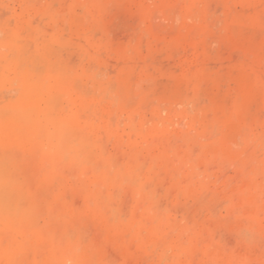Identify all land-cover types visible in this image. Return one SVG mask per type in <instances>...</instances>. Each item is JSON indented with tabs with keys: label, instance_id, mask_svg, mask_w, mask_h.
Returning a JSON list of instances; mask_svg holds the SVG:
<instances>
[{
	"label": "clouds",
	"instance_id": "obj_1",
	"mask_svg": "<svg viewBox=\"0 0 264 264\" xmlns=\"http://www.w3.org/2000/svg\"><path fill=\"white\" fill-rule=\"evenodd\" d=\"M55 3L0 0V264H264V45L227 74L162 70L154 55L196 31L203 0ZM221 6L213 55L238 29L264 36V0ZM44 17L51 34L33 27ZM61 21L85 41L76 65ZM181 201L199 205L191 222Z\"/></svg>",
	"mask_w": 264,
	"mask_h": 264
},
{
	"label": "rangeland",
	"instance_id": "obj_2",
	"mask_svg": "<svg viewBox=\"0 0 264 264\" xmlns=\"http://www.w3.org/2000/svg\"><path fill=\"white\" fill-rule=\"evenodd\" d=\"M73 0H57L53 4V8L60 9L67 12ZM204 8L199 15V21L196 26V31L186 34L183 41L172 50H162L154 55V61L161 66L162 70L174 68L177 63L181 62H199L203 61L207 64L212 72H219L227 74L230 69L229 65L234 64L240 52H247L248 50L255 49L259 51L260 47L264 45V36L258 32L254 35H249L247 32L237 30L235 35H230L226 38L223 48L220 53L213 55L209 48L210 41L217 35L220 20L219 14L223 11L221 6L222 0H203ZM79 12V9L77 10ZM50 17H44L43 20H36L33 22V27L42 28L49 34L52 33L53 28L50 26ZM15 20L8 21L9 27H14ZM64 32L71 37L72 43L60 48V54L69 65H76L80 62V52L76 44L83 45L85 41L81 38V32L78 22H72L65 25L62 21L58 25ZM130 22L127 20H117L109 25L108 31L110 33V42L114 49L123 47L124 42L128 38ZM183 25L180 29H174L168 32V37L174 38L180 35ZM43 38L36 41V43L43 44ZM36 43L31 47L35 49ZM110 75H116L119 71V61L113 59L108 61L106 68ZM105 68H101V72ZM169 82L161 80V88L167 87ZM250 113L254 118H259L260 108L259 99H254L250 105ZM175 195V193H173ZM199 207L198 204L189 201L184 203L181 201L174 209L173 212L177 219H187L191 222L192 217ZM110 255L116 260L125 259L124 254L119 249H110Z\"/></svg>",
	"mask_w": 264,
	"mask_h": 264
}]
</instances>
